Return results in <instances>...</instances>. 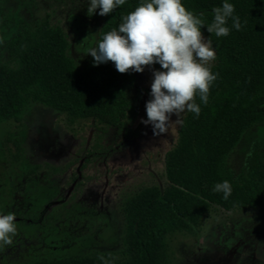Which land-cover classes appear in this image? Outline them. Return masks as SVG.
I'll list each match as a JSON object with an SVG mask.
<instances>
[{
  "label": "trees",
  "instance_id": "trees-1",
  "mask_svg": "<svg viewBox=\"0 0 264 264\" xmlns=\"http://www.w3.org/2000/svg\"><path fill=\"white\" fill-rule=\"evenodd\" d=\"M141 0H126L104 18L98 40L118 28L123 15ZM225 0H183L195 14L203 13L205 25L212 9ZM235 15L247 24L226 37H216L202 27L216 52L211 62L218 73L208 103L199 97L198 118L186 112L176 144L165 157L166 188H142L124 203V226L119 250L92 251L85 255L41 257L25 264H169L170 242L181 233L197 235L213 205L225 211L258 209L264 204V140L251 148L243 168L229 165L230 155L245 133L264 124V0H227ZM0 60V125L21 124L30 104H40L66 117L73 125L92 120L104 135L114 130L124 140L134 137L142 90L134 72L119 73L112 62L94 66L90 55L80 66L70 55V43L60 27L48 20L33 26L22 22ZM96 42V43H97ZM156 70H162L154 64ZM136 91L131 98L130 91ZM17 158L21 147L15 142ZM228 180L232 194L227 201L214 185Z\"/></svg>",
  "mask_w": 264,
  "mask_h": 264
},
{
  "label": "rangeland",
  "instance_id": "rangeland-1",
  "mask_svg": "<svg viewBox=\"0 0 264 264\" xmlns=\"http://www.w3.org/2000/svg\"><path fill=\"white\" fill-rule=\"evenodd\" d=\"M89 2L0 0V60L21 21L33 26L48 20L64 31L71 57L83 66L105 18L99 9L89 17ZM153 70L154 65L134 72L142 99L130 140L114 130L104 135L92 120L71 125L64 115L36 103L21 124L0 125V214L28 220L16 222L18 234L12 245L0 248V264L92 251H112L120 258L124 203L142 188L167 187L164 161L181 126L173 115L168 132L154 136L152 126L141 123L147 119ZM135 95L131 90L130 97ZM263 140L264 124L248 130L230 155V167L239 172L251 148ZM169 252V264H264V204L233 211L213 205L198 234H177Z\"/></svg>",
  "mask_w": 264,
  "mask_h": 264
},
{
  "label": "clouds",
  "instance_id": "clouds-1",
  "mask_svg": "<svg viewBox=\"0 0 264 264\" xmlns=\"http://www.w3.org/2000/svg\"><path fill=\"white\" fill-rule=\"evenodd\" d=\"M125 2L90 0L87 15L91 17L99 9V15L106 16ZM234 12V5L225 0L222 7L212 9L213 20L205 25L204 14L189 10L183 0H141L133 11L122 16L118 28L103 34L87 53L93 57L94 66L112 62L121 74L143 73L145 67L160 65L162 70L152 73L147 119L141 120L152 126L154 136H160L168 132L173 115L177 124L183 123L180 117L185 112L199 117L197 96L203 104L208 103L218 73L211 69V62L216 59L212 41L204 37L201 28L206 26L208 33L226 37L230 33V19L232 28L239 31L247 20L242 24ZM212 191L222 193L227 201L232 185L224 180L216 183ZM17 234L15 213L0 214V248L12 245ZM99 259L103 264H114V258Z\"/></svg>",
  "mask_w": 264,
  "mask_h": 264
},
{
  "label": "flooded vegetation",
  "instance_id": "flooded-vegetation-1",
  "mask_svg": "<svg viewBox=\"0 0 264 264\" xmlns=\"http://www.w3.org/2000/svg\"><path fill=\"white\" fill-rule=\"evenodd\" d=\"M104 154H107L106 152L104 153ZM28 220L27 219H25V217H21V218H18V217H16V222L18 223V224H20V223H22V222H27Z\"/></svg>",
  "mask_w": 264,
  "mask_h": 264
}]
</instances>
